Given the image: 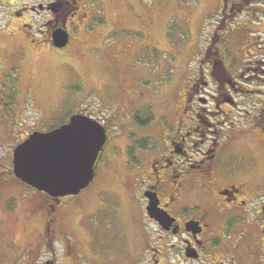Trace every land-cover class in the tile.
<instances>
[{
    "label": "rangeland",
    "instance_id": "rangeland-1",
    "mask_svg": "<svg viewBox=\"0 0 264 264\" xmlns=\"http://www.w3.org/2000/svg\"><path fill=\"white\" fill-rule=\"evenodd\" d=\"M38 1L0 0V160L8 158L11 164L4 168L11 174L1 197L15 198L14 213L5 214L0 237V249H8L4 239L9 237L14 252L1 257L0 264L42 261L29 251L32 242H41L36 223L41 217L35 215L40 210L33 211L40 209L41 194L12 175L14 149L32 131H50L78 112L106 123L109 132L94 179L75 196L86 209L95 205L79 219L83 227L95 225L100 230L90 239L89 251L101 253L113 264L124 247L135 252L138 246L137 207L124 185L125 165L132 160L128 154L153 140L149 136L155 134L157 119L177 100L217 31L229 29L224 32L227 58L247 61L250 4L239 11L246 15H233L222 23L221 0H79L80 17L64 20L69 8L57 14L56 28L69 30L67 46L58 49L41 42L36 30L35 41L25 35L20 13ZM42 12L34 23L49 17ZM247 142L252 187L264 178V142L252 135L240 141Z\"/></svg>",
    "mask_w": 264,
    "mask_h": 264
},
{
    "label": "flooded vegetation",
    "instance_id": "flooded-vegetation-1",
    "mask_svg": "<svg viewBox=\"0 0 264 264\" xmlns=\"http://www.w3.org/2000/svg\"><path fill=\"white\" fill-rule=\"evenodd\" d=\"M221 2L222 23L233 15H246L239 11L250 4L251 52L246 62L228 59L224 32L229 29L217 31L177 100L157 119L152 128L155 134L149 136L153 140L128 154L132 160L125 165L124 185L137 207L138 246L135 252L124 247L113 264H264V178L251 187V144L240 143L251 135L264 142V0ZM80 4L79 0H39L22 8L25 35L35 41L36 30L41 42L52 45L57 14L69 8L64 20L80 17ZM42 11L49 17L34 23ZM1 162L3 237L2 221L5 214L14 213L15 198L1 197L11 174V169L9 174L4 171L11 167L9 159ZM39 194L40 209L33 211L40 210L35 215L41 220L35 217V222L41 242H32L29 248L33 259L42 260L40 264H109L101 253L89 251L90 239L100 230L79 223L95 205L86 209L78 196ZM151 202L155 206L149 210ZM4 242L8 249H0V258L14 252L13 241L8 237Z\"/></svg>",
    "mask_w": 264,
    "mask_h": 264
},
{
    "label": "water",
    "instance_id": "water-1",
    "mask_svg": "<svg viewBox=\"0 0 264 264\" xmlns=\"http://www.w3.org/2000/svg\"><path fill=\"white\" fill-rule=\"evenodd\" d=\"M69 35L64 28L52 33V44L64 48ZM105 128L82 114L48 132L35 131L13 151V174L32 188L53 198L76 195L94 177L98 154L106 141ZM155 206L150 203L148 209Z\"/></svg>",
    "mask_w": 264,
    "mask_h": 264
}]
</instances>
